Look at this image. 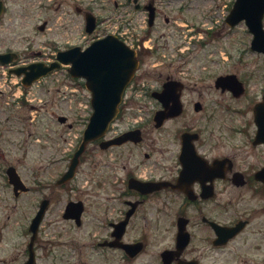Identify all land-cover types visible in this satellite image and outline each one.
<instances>
[{"label": "flooded vegetation", "instance_id": "flooded-vegetation-1", "mask_svg": "<svg viewBox=\"0 0 264 264\" xmlns=\"http://www.w3.org/2000/svg\"><path fill=\"white\" fill-rule=\"evenodd\" d=\"M3 3L4 16L8 8ZM164 5L176 6L182 14L169 16ZM195 5L196 0H31V8L8 24L16 38L0 40V50L16 54L19 67L52 64L58 53L85 49L104 38L109 31L104 23L116 24L119 18L121 27L140 33L144 43L157 36L162 22L181 20L188 25L191 20L185 13ZM87 13L95 17L90 34ZM105 14L109 15L104 19ZM75 20L77 33L79 28L85 33L81 39L72 32L60 36L59 26L70 29ZM28 28L34 39L47 32L42 50L34 49ZM153 42L155 51L140 52V67L125 91L120 117L103 139L139 132L141 142L107 150L101 149L102 140L93 143L68 183L58 181L79 145L66 149V127L53 129L51 124L59 118L47 115L46 144L36 142L33 151L35 158H44L42 181L30 168L27 174L20 169L24 159L17 166L5 160L3 144L18 146L17 119L0 110V178L8 181L13 208L21 214L13 225H0V264H31L32 254L38 264H264V55L255 53L258 64L246 74L243 57L230 55L239 73L223 75L234 73L241 81L244 93L236 96L217 85L218 76L189 77L196 70L189 67L194 52ZM21 45L28 47L16 50ZM159 52L165 53V60ZM149 54L153 61L147 65L144 56ZM167 82L179 83L176 93L183 112L157 127L154 118L164 104L156 95ZM10 168L23 182L16 191L7 177ZM43 200L48 208L32 245L30 224ZM71 202L83 203L80 225L64 217ZM55 204L59 214L54 215L61 220L53 221ZM46 230L54 236H44ZM152 246L156 251L148 254ZM167 251L171 253L166 256Z\"/></svg>", "mask_w": 264, "mask_h": 264}, {"label": "rangeland", "instance_id": "rangeland-1", "mask_svg": "<svg viewBox=\"0 0 264 264\" xmlns=\"http://www.w3.org/2000/svg\"><path fill=\"white\" fill-rule=\"evenodd\" d=\"M8 4L9 12L4 18L3 26L0 24V29L4 27L2 33H0V39H13L16 35L12 31L7 30V24L11 23V20L18 18L19 14H22L26 9H30L28 6L31 0H5ZM235 0H196V5L192 6V10L186 12L185 14L191 20L188 25H183L184 22L177 20L175 23L166 25L164 22L161 24V30L153 37V40L157 41L159 45H168L170 48L173 46H189L188 51L194 52L191 56V64L189 67L191 70H195V73L189 75V77L196 78L199 73L202 76L216 77L218 74L224 73L226 71H234L239 73L238 69H234L233 65L230 63L228 57L233 53L235 56L243 57V74L255 70V66L258 64V60L254 53L249 50V42L251 40L250 35L247 32L245 25L240 24L236 27L230 28L225 21L233 7ZM176 6L167 7L163 6V11L168 13L169 16L175 14H182L175 11ZM105 14L103 16H108ZM66 17V16H65ZM68 23H71V18H66ZM76 21V20H75ZM211 22V23H210ZM38 24V21H36ZM77 21L75 24H71V28L67 29L64 24L60 25V36H64L65 32L68 35L79 37L81 39L83 32L79 28V34L77 33ZM180 26L186 29L185 32L179 33L178 28ZM186 26V27H185ZM195 31L197 33L193 37V42L191 45L188 44L190 36L186 37L189 30ZM26 33L35 42L34 49H41L42 39L47 37V32L44 34L39 33L37 38L34 39L31 29L28 28ZM199 33V34H198ZM165 34V35H164ZM202 42L207 43L206 50L200 49ZM28 45H21L17 49L23 50L27 48ZM226 59V61L224 60ZM170 59L177 60V57L170 56ZM153 61V56L147 58V65ZM169 61V60H167ZM264 65V63H263ZM68 69H63L58 71L54 75L44 79L40 84L34 86V88L29 90H24L21 88V93H18L19 84L16 83V78L11 77L6 69L0 67V85L7 90L6 95H0V110L9 111L16 116V130L14 132L16 139L18 140V146L10 149L9 143L5 142L2 146V151L4 152V157L7 162H13L16 166L18 161L24 159V166H20V169L27 174L30 170L34 171L36 178L44 180V158H35L33 151L36 148V140H40L38 145H45L46 139L43 137L44 133L49 130H45L43 125L48 121L49 114H52L55 118L57 114H65V107L70 105V100L73 99L74 111L70 115L66 114L70 118V122H73L74 128L67 129L66 136V149H70L73 145L77 144L78 138L81 137L82 130L85 128V122L82 121V117L77 116V111L81 109L79 103L83 101L84 105L89 102L86 92L75 93L74 96L69 94V99L64 102L59 100V91L62 88L60 81L62 79L68 80L67 75ZM243 74L241 76H243ZM69 81V80H68ZM69 83H71L69 81ZM64 110V111H63ZM69 111V110H68ZM82 111V110H81ZM7 114V113H6ZM50 116V115H49ZM32 117V118H31ZM35 118V119H34ZM35 123L32 125L31 123ZM53 129L59 127V129L65 130V127L60 126L55 119L51 123ZM53 130L50 131L52 133ZM52 141L50 142V144ZM1 167V165H0ZM30 168V170H29ZM42 183V182H41ZM35 197L39 193L34 194ZM0 201H2L3 210H0V225H13L20 220L21 214L18 213L14 208V202L12 200L11 190L7 186V181L5 177L0 178ZM58 205H54L55 212L51 213V220L56 221L61 220L59 214ZM49 219H47L48 221ZM58 229H55V233ZM48 235L44 236H54L50 230H46ZM156 251L155 247L152 246L148 250V254H152ZM44 263L46 261H43Z\"/></svg>", "mask_w": 264, "mask_h": 264}, {"label": "water", "instance_id": "water-1", "mask_svg": "<svg viewBox=\"0 0 264 264\" xmlns=\"http://www.w3.org/2000/svg\"><path fill=\"white\" fill-rule=\"evenodd\" d=\"M263 15L264 0H237L227 19L230 26H235L242 20L246 21L250 31L255 36L252 41V49L259 52H264ZM58 58L64 63L72 64L70 74L73 77L85 78L87 80V88L93 94L91 103L95 110L84 132L82 146L75 155L71 169L65 177V180H68L72 177L74 168L78 164L79 156L85 150L86 145L105 134L110 123L117 116L123 91L131 81L138 63L135 52L113 37H108L94 43L84 52L75 49L60 54ZM54 69V66L45 67L36 64L26 69L15 70L14 72L18 76L25 74L23 83L29 86ZM230 78L234 79L235 77L231 76ZM235 85V82L229 83V86ZM75 208L69 207L70 210H74ZM44 211L45 205H43L41 212L34 219L33 225L35 226L33 230L35 234ZM76 212L77 214H73L72 216L78 219L81 211L79 213L76 210ZM34 237L35 235L33 236V240Z\"/></svg>", "mask_w": 264, "mask_h": 264}]
</instances>
